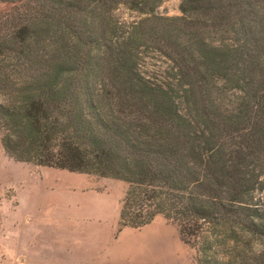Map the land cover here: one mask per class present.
Listing matches in <instances>:
<instances>
[{
  "label": "trees",
  "instance_id": "obj_1",
  "mask_svg": "<svg viewBox=\"0 0 264 264\" xmlns=\"http://www.w3.org/2000/svg\"><path fill=\"white\" fill-rule=\"evenodd\" d=\"M163 1L0 0L1 147L126 183L119 228L162 216L191 264H264V0Z\"/></svg>",
  "mask_w": 264,
  "mask_h": 264
},
{
  "label": "rangeland",
  "instance_id": "obj_2",
  "mask_svg": "<svg viewBox=\"0 0 264 264\" xmlns=\"http://www.w3.org/2000/svg\"><path fill=\"white\" fill-rule=\"evenodd\" d=\"M179 3L180 0H164L156 13L180 15ZM9 6L0 2V13ZM116 15L124 21L138 17L124 6L119 7ZM7 164V168L0 169L3 174L7 170L11 181L1 193L0 203L13 208L18 201L16 221L32 238L69 241L80 236L103 244L132 245L136 251L160 255L167 264L192 263L193 251L180 240L175 224L162 216L140 229L119 228V208L126 183L25 163Z\"/></svg>",
  "mask_w": 264,
  "mask_h": 264
},
{
  "label": "crops",
  "instance_id": "obj_3",
  "mask_svg": "<svg viewBox=\"0 0 264 264\" xmlns=\"http://www.w3.org/2000/svg\"><path fill=\"white\" fill-rule=\"evenodd\" d=\"M9 162L15 161L7 158L0 145V168L4 166L7 168V163ZM10 181L11 178L7 175V170L3 174L0 169V195L4 191L5 186L10 185ZM17 202L13 208L0 203L1 264H167V260L160 257V255L136 251L135 248H132V245L103 244L80 236L73 237L69 241H43V239L32 238L28 230L16 221ZM80 235L85 236L86 234L82 233Z\"/></svg>",
  "mask_w": 264,
  "mask_h": 264
}]
</instances>
